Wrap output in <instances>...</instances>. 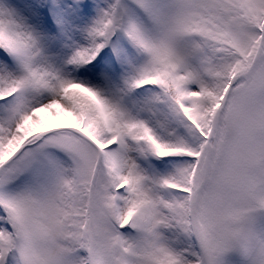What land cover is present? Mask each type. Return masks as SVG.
<instances>
[{"label": "snow or ice", "instance_id": "obj_1", "mask_svg": "<svg viewBox=\"0 0 264 264\" xmlns=\"http://www.w3.org/2000/svg\"><path fill=\"white\" fill-rule=\"evenodd\" d=\"M0 264H264V0H0Z\"/></svg>", "mask_w": 264, "mask_h": 264}]
</instances>
